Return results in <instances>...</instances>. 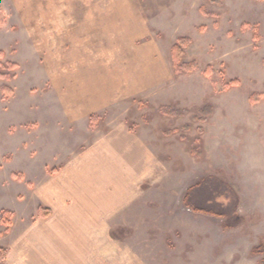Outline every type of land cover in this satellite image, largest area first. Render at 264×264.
Returning a JSON list of instances; mask_svg holds the SVG:
<instances>
[{
  "label": "rangeland",
  "instance_id": "rangeland-1",
  "mask_svg": "<svg viewBox=\"0 0 264 264\" xmlns=\"http://www.w3.org/2000/svg\"><path fill=\"white\" fill-rule=\"evenodd\" d=\"M201 180L191 202L227 217L184 202ZM260 244L264 0H0V264H262Z\"/></svg>",
  "mask_w": 264,
  "mask_h": 264
},
{
  "label": "trees",
  "instance_id": "trees-1",
  "mask_svg": "<svg viewBox=\"0 0 264 264\" xmlns=\"http://www.w3.org/2000/svg\"><path fill=\"white\" fill-rule=\"evenodd\" d=\"M213 1H217L218 2L219 0H213ZM205 183L206 182L204 180H201L198 183H196L195 185L191 186L187 190V193H186V195L184 197V202L187 204L188 207L192 208L194 211L227 217V213L218 212V211H216V210H214L212 208H206V207H203V206H200V205L193 204L191 202V196H192L193 192L196 189L203 187L205 185ZM206 186L208 187V189H210V191H214V194H211L210 193L212 195L211 197H216L218 195H220V196H228L227 192H224L223 191L222 185L219 186V184H218L216 186H212L210 184V185H206ZM227 226H230V225L228 224ZM252 253L253 254H261V253H264V246H263V244H260V245H258L256 247H254L252 249ZM262 264H264V259L262 261Z\"/></svg>",
  "mask_w": 264,
  "mask_h": 264
}]
</instances>
